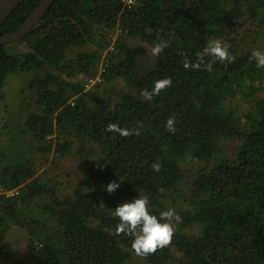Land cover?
Wrapping results in <instances>:
<instances>
[{
    "label": "trees",
    "instance_id": "obj_1",
    "mask_svg": "<svg viewBox=\"0 0 264 264\" xmlns=\"http://www.w3.org/2000/svg\"><path fill=\"white\" fill-rule=\"evenodd\" d=\"M40 1L23 0L0 36ZM216 39L233 61H200ZM21 40L29 50L19 55L0 46V91L15 71L37 72L28 86L34 153L73 155L81 140L92 148L70 194L31 159L3 168L0 187L17 193H0V264H131L135 256L147 264H264V67L251 59L264 50V0H138L133 8L122 0H54ZM160 41L167 47L153 55ZM88 44L96 49L84 50ZM98 75L88 89L86 79ZM164 79L171 83L153 93ZM117 80L125 87L115 89ZM240 97L252 99L242 112ZM170 117L175 131L166 127ZM110 123L128 135L109 132ZM114 181L119 188L108 192ZM142 193L152 214L172 209L180 217L171 220V242L146 256L132 249V235L117 233L113 215ZM13 227L28 240L11 263Z\"/></svg>",
    "mask_w": 264,
    "mask_h": 264
},
{
    "label": "rangeland",
    "instance_id": "obj_2",
    "mask_svg": "<svg viewBox=\"0 0 264 264\" xmlns=\"http://www.w3.org/2000/svg\"><path fill=\"white\" fill-rule=\"evenodd\" d=\"M116 35H114V38ZM130 48L135 52L138 58H145L150 61L147 56L139 49L141 45L135 39L129 40ZM7 48L14 54H22L29 50L26 40H18L7 44ZM83 49L89 51L96 49L93 44H88ZM112 49V47H111ZM77 49L73 48V52L69 54L70 57L75 56ZM107 53V52H106ZM104 53V54H106ZM147 55V53H146ZM37 74L34 70L30 71H15L7 77L3 89L0 91V174L3 168L12 163L27 161L31 159L36 163L35 169L37 173L42 174L47 179L53 182L60 183L57 188H60L62 194L72 193L75 186L82 183L83 168L86 165L85 158H88L91 152L88 142L81 140L76 143L73 155H40L35 154L34 147L37 142L33 134L27 128V117L34 107V101L30 100L29 82ZM88 79V78H87ZM86 79V81H87ZM97 83V82H96ZM91 84L88 89H93L95 84ZM115 89L124 88L122 81L117 80ZM113 83H106L104 86L114 89ZM109 97L112 98L111 92ZM237 103L238 111L242 112L249 107L252 99H244L240 97ZM95 147V146H94ZM234 149L233 143H228L226 152H232ZM44 198V197H43ZM39 199H42L39 198ZM38 203V202H37ZM41 204V202H39ZM35 206H38L36 204ZM8 242L13 249V255L9 262L19 259L20 254L23 253L27 246V233L20 231L13 227L7 235ZM131 264H147L140 256H135Z\"/></svg>",
    "mask_w": 264,
    "mask_h": 264
},
{
    "label": "clouds",
    "instance_id": "obj_3",
    "mask_svg": "<svg viewBox=\"0 0 264 264\" xmlns=\"http://www.w3.org/2000/svg\"><path fill=\"white\" fill-rule=\"evenodd\" d=\"M167 47L166 41H160L152 47L153 55L160 54L163 49ZM215 57L220 60L227 59L229 62L235 59L229 53L227 46L219 39L210 41L208 45L200 53L199 59L203 62L204 57ZM257 67H264V50L256 49L251 54ZM193 67H199L200 64H194ZM208 68L211 69V63ZM185 67H189L185 63ZM171 83L170 79L157 81L153 88V93H158L160 89ZM175 118L170 117L166 121V127L169 131H175ZM109 132H119L121 135H128L129 130L120 128L117 124L110 123L108 125ZM119 188L118 182H111L107 185V191L113 192ZM149 198L145 194H141L137 198L118 204L113 208V215L119 218V223L116 225L117 233L130 234L134 238L131 242V247L138 255H148L155 252L157 248H162L168 245L174 234V225L171 223L172 219L179 220L180 217L169 209L162 211L159 216L152 214L149 211Z\"/></svg>",
    "mask_w": 264,
    "mask_h": 264
},
{
    "label": "water",
    "instance_id": "obj_4",
    "mask_svg": "<svg viewBox=\"0 0 264 264\" xmlns=\"http://www.w3.org/2000/svg\"><path fill=\"white\" fill-rule=\"evenodd\" d=\"M23 0H0V25ZM54 0H41L27 20L15 31L0 36V46L24 38L45 16Z\"/></svg>",
    "mask_w": 264,
    "mask_h": 264
},
{
    "label": "built area",
    "instance_id": "obj_5",
    "mask_svg": "<svg viewBox=\"0 0 264 264\" xmlns=\"http://www.w3.org/2000/svg\"><path fill=\"white\" fill-rule=\"evenodd\" d=\"M122 1L129 8H133L137 4V2H138V0H122ZM112 49H113V47H112ZM103 70H104V68H101V72ZM101 80H102V77L100 75H98L96 77H93V76L88 77V79L86 81V86L87 87H90L91 84L96 83V82H99ZM0 193H5L7 195H13V194H16L17 193V190H15V189L6 190L3 187H0Z\"/></svg>",
    "mask_w": 264,
    "mask_h": 264
}]
</instances>
